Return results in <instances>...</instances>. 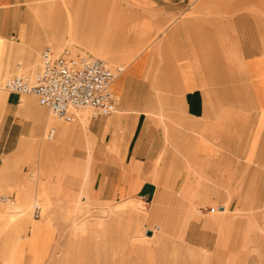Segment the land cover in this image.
<instances>
[{
    "label": "crops",
    "instance_id": "0c3cea01",
    "mask_svg": "<svg viewBox=\"0 0 264 264\" xmlns=\"http://www.w3.org/2000/svg\"><path fill=\"white\" fill-rule=\"evenodd\" d=\"M67 3L39 5L35 20L24 0H0V78L47 42L119 57L109 1ZM124 4L150 38L110 84L115 111L50 123L34 96L0 88V171L20 169L15 183L26 186L47 160L67 163L60 196L148 202L156 229L203 252L220 246L230 214L264 231V0Z\"/></svg>",
    "mask_w": 264,
    "mask_h": 264
},
{
    "label": "rangeland",
    "instance_id": "374dc122",
    "mask_svg": "<svg viewBox=\"0 0 264 264\" xmlns=\"http://www.w3.org/2000/svg\"><path fill=\"white\" fill-rule=\"evenodd\" d=\"M24 1L35 20L39 5L61 2L63 11H68L67 2H70ZM108 1L107 30L112 46L109 52L119 57L103 59L108 66H124L141 45V37L144 36L146 42L150 34L142 32V26L124 0ZM67 28L69 30L68 23ZM73 43L68 39L56 46L52 42L46 45L58 51L62 47H72ZM84 52L102 57L94 49L87 48ZM37 56L38 53L32 62H22L15 73L3 75L0 88L3 89L5 78L32 72L37 66ZM75 114L80 115L81 120L88 117L87 110L82 108ZM48 118L50 123H61L50 114ZM45 164L38 177H32L26 186L15 183L17 172L22 173L20 169L0 171V196L9 197L7 203L0 200V264H264V231L261 225L247 231V226L237 221L244 220L245 215L230 214L227 219L233 223L220 246L203 252L187 246L179 233L154 229L157 223L150 220L148 202L133 198L95 202L78 196H60L59 183L67 163L47 160ZM53 175L55 188L48 185ZM34 181L38 182L35 192L31 187ZM11 203L16 209H8ZM35 205L39 206L37 212L33 209ZM147 230H151L150 235L146 234Z\"/></svg>",
    "mask_w": 264,
    "mask_h": 264
},
{
    "label": "built area",
    "instance_id": "2783aa9c",
    "mask_svg": "<svg viewBox=\"0 0 264 264\" xmlns=\"http://www.w3.org/2000/svg\"><path fill=\"white\" fill-rule=\"evenodd\" d=\"M122 64L108 66L100 57L73 47L55 51L44 47L36 68L3 80L2 87L17 95L30 94L54 118L70 122L78 109H86L88 117L105 116L115 111L111 82L123 71ZM54 129L45 136L52 138ZM1 201L9 200L0 196ZM37 212L39 206H34ZM156 229V226H154Z\"/></svg>",
    "mask_w": 264,
    "mask_h": 264
},
{
    "label": "bare ground",
    "instance_id": "6f19581e",
    "mask_svg": "<svg viewBox=\"0 0 264 264\" xmlns=\"http://www.w3.org/2000/svg\"><path fill=\"white\" fill-rule=\"evenodd\" d=\"M85 110V109H84ZM55 133V132H54ZM6 203L7 202H9L8 200L7 201H5ZM13 202V201H12ZM16 205L14 204V203H11L9 206H8V209H10V210H13V209H16ZM151 231V230H150ZM150 234H151V232H150Z\"/></svg>",
    "mask_w": 264,
    "mask_h": 264
},
{
    "label": "water",
    "instance_id": "95a60500",
    "mask_svg": "<svg viewBox=\"0 0 264 264\" xmlns=\"http://www.w3.org/2000/svg\"><path fill=\"white\" fill-rule=\"evenodd\" d=\"M150 232H151L150 230H147V231H146V234H147V235H150Z\"/></svg>",
    "mask_w": 264,
    "mask_h": 264
}]
</instances>
